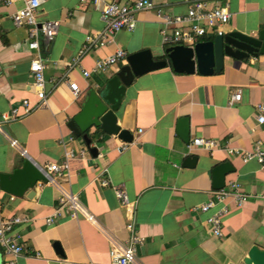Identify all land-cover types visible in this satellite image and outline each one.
I'll use <instances>...</instances> for the list:
<instances>
[{"label": "crops", "instance_id": "1", "mask_svg": "<svg viewBox=\"0 0 264 264\" xmlns=\"http://www.w3.org/2000/svg\"><path fill=\"white\" fill-rule=\"evenodd\" d=\"M153 1L167 14L185 15L194 0ZM208 1L228 6L231 19L226 34L256 36L264 29V0ZM22 6V2H0V112L26 99L35 111L4 125L20 148L0 131V174L22 168L28 157L45 169L62 164L66 153L73 151L69 176L54 177L62 189L78 196L96 222L81 214L73 218L60 203L61 191L54 184L39 183L33 198L28 197L30 191L15 197L0 186V221L24 220L14 231L24 249L19 264H111L115 244L126 242L130 234L125 209L114 191L100 184L101 177L123 185L136 202L144 238L139 257L144 264H245L253 246L264 250V168L222 150L227 144L243 151L258 145L264 150V124L257 121V106L264 103V55L242 61L226 57L222 72L211 76L176 73L169 64L136 78L117 112L119 126L134 135L135 144L120 154L117 147L123 141L93 128L89 134L91 147L98 148L95 157L68 124L82 111L89 93L100 92L128 61L88 78L82 70H92L118 49L128 56L150 50L155 60H167L166 49L171 46L163 43V24L155 11H140L133 31L106 34L107 44L97 47L87 37L106 30L98 7L80 0H44L39 20L61 21V27L52 43L41 40L47 90L46 103L41 105L30 70L37 53L29 49L28 27H16L11 19ZM72 83L79 86L78 97ZM237 91L242 98L231 103ZM185 118L190 124L189 144L196 138L213 139L219 149L213 154L204 148L190 151L178 134V123ZM188 156H197L194 167H184ZM225 162L234 168L226 183H240L244 200L227 201L223 237L218 238L207 223L215 209L209 213L195 209L212 198L213 171ZM49 218L54 219L52 224ZM56 242L65 258L57 253ZM4 260L0 251V264Z\"/></svg>", "mask_w": 264, "mask_h": 264}, {"label": "built area", "instance_id": "2", "mask_svg": "<svg viewBox=\"0 0 264 264\" xmlns=\"http://www.w3.org/2000/svg\"><path fill=\"white\" fill-rule=\"evenodd\" d=\"M82 3L92 2L101 11V17L106 25L104 34L98 36L87 37V42L97 47H104L107 44L106 34H116L127 30L133 31L137 25L136 14L144 10H153L160 18L163 28L161 30L163 43L167 46H194L200 42V39L210 36H224L225 26L230 22L231 13L227 5L214 6L208 0H194L188 7L185 15H170L165 12L162 6H157L153 0H80ZM0 2L11 5L19 2L23 6L19 8L11 19L16 27H28L29 49L37 53L36 57L31 61L30 70L34 77V87L38 104L46 103L47 90L45 69L46 63L41 55V40L46 43H52L61 27V21H40L38 18L39 10L44 0H0ZM171 28V30H170ZM128 54L123 49H118L113 55L97 61L92 70H82L85 77H90L93 73H106L113 70L120 63L127 62ZM70 88L74 95L78 97L81 93L78 84H70ZM242 98L241 92L237 91L232 96V102H238ZM35 108L29 100H24L20 106L11 108L8 112H0V131L6 135L10 144L15 148H20L16 139L6 134L4 125L7 123L18 121L31 115ZM257 121L264 124V103L257 106ZM135 142H122L117 151L121 154L126 152ZM190 151L196 148H204L211 154L219 145L216 140L196 138L189 145ZM229 156H240L244 162L252 160L257 161L264 168V150L260 145L256 146L252 151H243L232 148L228 144L222 147ZM73 151L66 153L65 160L62 164H49L46 168L49 183L60 188V203L68 208L73 218H78L81 214L85 218L95 223L96 218L89 213L81 204L78 196L71 192H67L58 185L54 174L58 176H69L70 165L68 160L73 157ZM85 156V152L81 153ZM106 172V171H105ZM103 187H110L120 203L126 211L127 230L130 234L129 239L123 243H117L112 253L111 264H144L139 257V247L144 242L137 224V206L132 201L123 185H115L108 178L101 177L99 179ZM212 198L201 207L195 210L203 213H209L213 209L215 211L207 219V223L211 227L214 236L223 237V218L228 213L229 208L227 201L235 199L239 204L244 200L242 186L238 182H228L225 187L220 190H213ZM24 220L22 218H12L0 221V251L3 253L4 264H19V259L23 254V246L15 237V228ZM48 223L54 222L53 218H49Z\"/></svg>", "mask_w": 264, "mask_h": 264}, {"label": "water", "instance_id": "3", "mask_svg": "<svg viewBox=\"0 0 264 264\" xmlns=\"http://www.w3.org/2000/svg\"><path fill=\"white\" fill-rule=\"evenodd\" d=\"M264 55V29L256 36H249L241 32H230L224 36H216L211 41H200L194 46H171L166 49L167 60H155L150 50H143L130 54L128 64L124 65L106 86L98 91H91L82 111L68 124L69 128L78 137H82L91 153L96 157L98 148L91 147L92 138L89 134L93 128L101 129L110 136H116L121 141L132 143L134 135L121 129L118 124L117 112L120 110L127 88L136 80L149 72L163 69L171 64L176 73L211 76L220 73L225 66V58L231 57L237 61ZM178 134L189 144L190 124L188 118L178 123ZM198 161L197 156H188L184 167H194ZM234 172L229 162L216 167L213 171V187L220 190L226 185V177ZM48 184L47 170L32 158H26L22 168L12 174H0V186L3 191L15 196L23 197L30 191L29 198L36 194V186ZM57 253L65 258L62 246L54 244ZM142 247H139V255ZM245 264H264V250L253 246L244 260Z\"/></svg>", "mask_w": 264, "mask_h": 264}, {"label": "trees", "instance_id": "4", "mask_svg": "<svg viewBox=\"0 0 264 264\" xmlns=\"http://www.w3.org/2000/svg\"><path fill=\"white\" fill-rule=\"evenodd\" d=\"M168 48V47H167Z\"/></svg>", "mask_w": 264, "mask_h": 264}]
</instances>
